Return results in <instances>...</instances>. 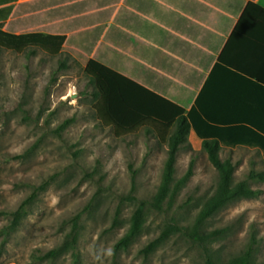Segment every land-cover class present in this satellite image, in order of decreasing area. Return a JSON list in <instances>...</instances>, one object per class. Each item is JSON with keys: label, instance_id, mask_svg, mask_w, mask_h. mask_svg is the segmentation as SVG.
Listing matches in <instances>:
<instances>
[{"label": "rangeland", "instance_id": "rangeland-1", "mask_svg": "<svg viewBox=\"0 0 264 264\" xmlns=\"http://www.w3.org/2000/svg\"><path fill=\"white\" fill-rule=\"evenodd\" d=\"M67 50L64 47L57 55L38 48L1 50L0 225L15 229L10 253L6 249L11 260L207 264L208 255L215 263L225 262L253 245L256 263L264 264V180L250 177L251 172H264V156L244 146L221 147L220 154L235 165L234 181L247 180L261 190L260 195L228 204L207 219L204 231L222 229L209 251L186 232L174 231L145 255L144 248L167 225L193 226L204 201L216 190L219 171L202 141L190 133L189 147L178 153L175 181L186 173L192 158L193 173L157 208L153 200L173 123L145 121L123 130L103 120L85 63ZM18 154L24 155L15 158ZM32 193L35 197L14 226L13 213ZM140 203H145L140 230L127 248L116 251L115 244L128 231ZM71 232L77 233L74 248L45 257Z\"/></svg>", "mask_w": 264, "mask_h": 264}, {"label": "trees", "instance_id": "trees-1", "mask_svg": "<svg viewBox=\"0 0 264 264\" xmlns=\"http://www.w3.org/2000/svg\"><path fill=\"white\" fill-rule=\"evenodd\" d=\"M31 20H11L5 28L4 23L0 22V54L2 49L22 52L31 48L41 49L50 55L61 52L66 42L65 35L44 31L17 32L26 27L20 26L26 23L23 21ZM86 71L96 88L94 95L99 98L100 116L111 125L126 130L145 121L149 123L156 120L163 125L173 123L168 134V153L162 180L153 200L157 208H161L167 197L173 198L193 173L194 158L186 173L175 181L178 153L183 146L189 147L190 131L193 130L202 141L210 161L219 171L216 190L204 201L192 227L167 225L144 248V252L148 255L174 231L186 232L209 251L222 229L204 231L203 225L207 219L228 204L244 198H255L261 193L260 189L250 186L247 180L234 181L235 165L230 159H222L220 149L244 146L257 149L264 156V6L252 1L246 4L189 110L168 97L166 92H158L138 78L124 75L96 59L86 61ZM65 123L67 121L61 127ZM147 132L151 133L149 128ZM250 177L264 180V172H251ZM132 178L135 179V173ZM34 197L35 193H32L13 213L14 226L25 215L26 205ZM144 207L145 203L138 205L128 231L115 244L116 251L127 248L138 234ZM119 212L118 209L117 214ZM76 240L77 233L67 234L63 245L49 250L45 257L58 256L68 246L74 248ZM207 264L259 263L254 259V246L250 245L241 255L225 262L215 263V259L208 255Z\"/></svg>", "mask_w": 264, "mask_h": 264}, {"label": "crops", "instance_id": "crops-1", "mask_svg": "<svg viewBox=\"0 0 264 264\" xmlns=\"http://www.w3.org/2000/svg\"><path fill=\"white\" fill-rule=\"evenodd\" d=\"M250 1L264 6L261 0H0V22L5 28L32 19L17 32L65 35L63 48L85 65L96 59L189 110ZM14 231L0 225V264H18L9 256Z\"/></svg>", "mask_w": 264, "mask_h": 264}, {"label": "built area", "instance_id": "built-area-1", "mask_svg": "<svg viewBox=\"0 0 264 264\" xmlns=\"http://www.w3.org/2000/svg\"><path fill=\"white\" fill-rule=\"evenodd\" d=\"M254 1H259L260 2V0H254Z\"/></svg>", "mask_w": 264, "mask_h": 264}]
</instances>
